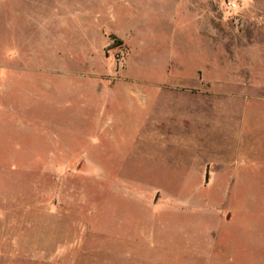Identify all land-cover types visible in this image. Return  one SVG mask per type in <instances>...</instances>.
<instances>
[{
    "label": "rangeland",
    "instance_id": "374dc122",
    "mask_svg": "<svg viewBox=\"0 0 264 264\" xmlns=\"http://www.w3.org/2000/svg\"><path fill=\"white\" fill-rule=\"evenodd\" d=\"M0 0V264H264V0Z\"/></svg>",
    "mask_w": 264,
    "mask_h": 264
},
{
    "label": "built area",
    "instance_id": "2783aa9c",
    "mask_svg": "<svg viewBox=\"0 0 264 264\" xmlns=\"http://www.w3.org/2000/svg\"><path fill=\"white\" fill-rule=\"evenodd\" d=\"M240 0H227L228 5L230 6V8H238L240 7Z\"/></svg>",
    "mask_w": 264,
    "mask_h": 264
}]
</instances>
